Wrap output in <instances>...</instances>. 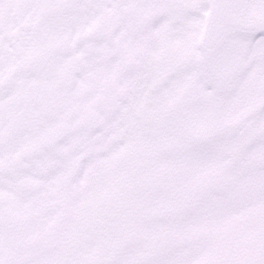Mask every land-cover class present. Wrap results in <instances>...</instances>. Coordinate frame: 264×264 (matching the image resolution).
Wrapping results in <instances>:
<instances>
[{"label":"snow or ice","instance_id":"6c2138e0","mask_svg":"<svg viewBox=\"0 0 264 264\" xmlns=\"http://www.w3.org/2000/svg\"><path fill=\"white\" fill-rule=\"evenodd\" d=\"M0 264H264V0H0Z\"/></svg>","mask_w":264,"mask_h":264}]
</instances>
